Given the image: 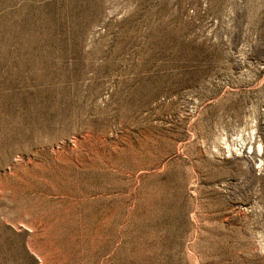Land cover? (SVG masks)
<instances>
[{"label": "rangeland", "instance_id": "1", "mask_svg": "<svg viewBox=\"0 0 264 264\" xmlns=\"http://www.w3.org/2000/svg\"><path fill=\"white\" fill-rule=\"evenodd\" d=\"M0 264H264V0H0Z\"/></svg>", "mask_w": 264, "mask_h": 264}]
</instances>
